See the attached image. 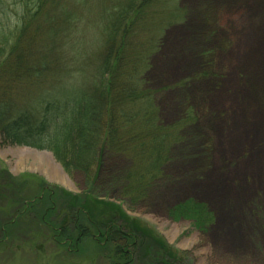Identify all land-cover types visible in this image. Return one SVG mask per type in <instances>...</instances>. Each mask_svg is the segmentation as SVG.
<instances>
[{
	"label": "rangeland",
	"instance_id": "rangeland-1",
	"mask_svg": "<svg viewBox=\"0 0 264 264\" xmlns=\"http://www.w3.org/2000/svg\"><path fill=\"white\" fill-rule=\"evenodd\" d=\"M96 2L80 27L82 55L103 42ZM150 14L143 29L153 39L146 84L137 89L152 93L156 140L145 146L161 160L106 155L98 173L103 187L99 180L89 187L83 172L67 174L49 151L0 144V170L115 202L185 264H264V0H158ZM133 55L128 50L125 57ZM139 175L136 196L131 186ZM7 182L0 175V194L8 197ZM187 199L214 216L206 230L168 215ZM17 227L0 240V264H106L102 257L86 260L87 252L56 253L45 229L21 221Z\"/></svg>",
	"mask_w": 264,
	"mask_h": 264
},
{
	"label": "trees",
	"instance_id": "trees-1",
	"mask_svg": "<svg viewBox=\"0 0 264 264\" xmlns=\"http://www.w3.org/2000/svg\"><path fill=\"white\" fill-rule=\"evenodd\" d=\"M8 1L9 6L0 0V144L49 151L67 174L83 172L89 187L98 180L103 187L98 173L106 155L130 152L138 160L142 153L158 160L153 154L159 151L148 150L156 140L152 93L137 89L146 84L153 40L143 29L158 0H97L103 42L90 55H82L78 45L94 0ZM128 50L134 55L125 57ZM2 174L9 196L0 194L5 216L0 240L21 221L45 229L44 238L56 253L87 252L86 260L102 257L106 264H185L160 235L113 201L56 188L32 174ZM141 177L132 181L136 196ZM168 215L188 219L199 230L214 219L204 203L193 199Z\"/></svg>",
	"mask_w": 264,
	"mask_h": 264
},
{
	"label": "bare ground",
	"instance_id": "bare-ground-1",
	"mask_svg": "<svg viewBox=\"0 0 264 264\" xmlns=\"http://www.w3.org/2000/svg\"><path fill=\"white\" fill-rule=\"evenodd\" d=\"M192 26H193V27H196V25H195V24H193ZM187 64H188V63H187ZM187 187H188V186H187Z\"/></svg>",
	"mask_w": 264,
	"mask_h": 264
}]
</instances>
